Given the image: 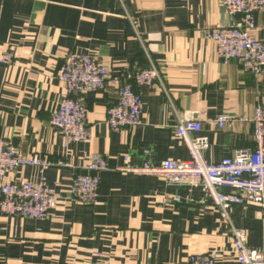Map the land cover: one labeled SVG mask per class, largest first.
<instances>
[{
	"label": "crops",
	"instance_id": "obj_1",
	"mask_svg": "<svg viewBox=\"0 0 264 264\" xmlns=\"http://www.w3.org/2000/svg\"><path fill=\"white\" fill-rule=\"evenodd\" d=\"M237 17L220 0H0V51L17 52L13 65L0 63V137L13 138L27 155L60 162L44 171L60 196L46 218L0 213V264H189L191 254L211 251L217 252L216 264H241L204 187L168 185L164 176L141 171L190 159L175 131V110L202 122L209 162L255 146L254 128L243 118L264 103V76L246 71L236 59L225 62L206 35L208 28L231 26ZM256 25L264 39V11ZM72 52L97 54L119 82L85 95L91 142L66 146L49 120L61 100L59 73ZM151 61L164 86L138 89L140 125L111 129L106 111L116 102L117 86ZM224 113L238 120L219 130L215 119ZM92 155L108 164L97 200L66 198L72 178L87 172L82 166ZM14 175L42 177L35 166ZM175 195L182 200L166 201ZM233 217L246 231L247 244L264 250L262 208L242 202Z\"/></svg>",
	"mask_w": 264,
	"mask_h": 264
},
{
	"label": "built area",
	"instance_id": "obj_2",
	"mask_svg": "<svg viewBox=\"0 0 264 264\" xmlns=\"http://www.w3.org/2000/svg\"><path fill=\"white\" fill-rule=\"evenodd\" d=\"M232 16H238L231 26H214L206 30L215 42L219 56L228 62L236 59L246 71L264 76V39L257 36L256 16L264 11V0H220ZM139 34V32L137 31ZM143 49L150 58L142 36ZM17 52L13 48L0 51V63L11 66ZM125 81L117 86V99L106 111V123L113 130H129L142 123L143 100L138 89L155 82L163 84V74L151 61V66L128 72ZM62 86L61 100L50 115L49 123L62 135L66 146L72 142H91L85 95L105 89L113 78L108 65L97 54L72 52L66 57L59 73ZM118 81V79H117ZM119 82V81H118ZM176 134L190 152L189 160H166L160 165L141 171L164 176L168 185L204 187L209 199L221 213L228 226L231 252L241 264H264V250L247 244V233L238 227L233 213L238 204L258 205L264 214V103H258L252 117L243 120L254 128V147H242L219 162H209L205 151L210 146L208 136L200 134L202 122L187 112L175 110ZM238 119L221 114L215 119L219 130L229 129ZM195 134V135H193ZM41 154L27 155L10 137H0V213L8 217L44 219L60 196L46 182L44 171L59 164ZM26 166L38 167L41 180L15 177V172ZM87 172L76 174L66 198L91 204L97 200L101 172L108 168L102 155L89 156L82 166ZM180 196L166 201L180 202ZM217 252L193 253L189 264H216Z\"/></svg>",
	"mask_w": 264,
	"mask_h": 264
}]
</instances>
